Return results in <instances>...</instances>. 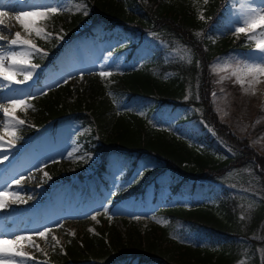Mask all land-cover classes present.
<instances>
[{"label":"trees","instance_id":"1","mask_svg":"<svg viewBox=\"0 0 264 264\" xmlns=\"http://www.w3.org/2000/svg\"><path fill=\"white\" fill-rule=\"evenodd\" d=\"M85 1L88 14L77 12L65 18L63 39L42 41L47 56H36L35 62L49 70L68 42L97 26L124 34H152L161 42L152 45L139 64L128 63L111 83L89 77L72 103L67 102L72 93L69 83L35 97L31 114L39 130L31 134L40 133L42 143L56 145L63 128L72 123L89 126L95 137L93 149L100 156V174L115 159H130L131 167L146 155L162 162L146 169L132 184H122L114 202L143 194L145 185L165 169L173 175L176 192L195 193L200 179L222 185L202 190L211 201L160 209L168 222L145 230L135 226L122 230L109 215H102L96 233L79 227L75 235L64 234L62 250L60 246L55 257L65 264H237L242 257H248L249 264H264V157L251 151L247 139L235 136L220 119L207 88L211 86L209 61L243 42L233 38L212 42L205 36L226 0L204 3V20L199 18L196 0ZM163 43L189 46L191 59H168ZM126 102L146 103L147 115L139 114L137 106L127 109ZM159 106L170 110L176 124L191 125L192 131L183 134L171 126L156 125L150 116ZM49 166L57 178V164ZM228 171L235 176L224 178ZM239 187L254 190L256 196L244 199ZM188 231L207 237L208 244L181 241L180 235Z\"/></svg>","mask_w":264,"mask_h":264},{"label":"rangeland","instance_id":"2","mask_svg":"<svg viewBox=\"0 0 264 264\" xmlns=\"http://www.w3.org/2000/svg\"><path fill=\"white\" fill-rule=\"evenodd\" d=\"M23 2V0H13L9 3L8 0H4L5 7L0 11H4L7 15L0 17L3 20L0 28L7 26L10 31L5 30L2 34L9 35L10 38L11 34L19 31L23 38L32 39L38 47L42 41H46L36 37L34 33L29 36L23 30L15 19L18 12L31 10L38 5L68 9L50 15L47 19L39 16L24 18L30 28L40 27L45 32L52 33L47 42H51L57 34L64 32V24L68 16L84 12L85 8L88 12L85 0H39L32 8H27ZM196 4L199 16H204V0H196ZM245 4L264 7V0H226L221 15L205 32L206 38L212 42L224 38L243 41L242 44L232 46L227 52L218 54L209 61L211 86L207 88H210L212 106L220 119L227 123L235 136L247 139L251 151L264 157V76L258 77V82L251 85L246 78L242 86L237 82L236 76L232 75L238 62L264 59L255 49L254 41H250L245 34H234L235 27L241 26L238 21L242 19V8ZM256 38L259 39L258 34ZM159 42L161 38L152 34L145 36L124 34L97 26L94 30H89L68 42L57 56L56 64L46 71L47 74L42 75L40 65L32 79L26 83H13L11 87L0 86V105L10 107L11 99H23L26 105H30V107L18 106L14 111L18 119L25 120V124L16 130L19 139L7 133H0L4 135L3 142H0V193H4L2 201L4 206L0 207V228L8 234V238L0 239L9 241L3 245L6 254L0 253V264H10L9 257L14 256L18 251H23L27 255L15 256L11 264H41V262L65 264L55 257L64 234L75 233L79 227L92 229V232L96 233L102 215H109L110 221L117 223L122 230L134 226L145 230L168 222L160 212L164 207L176 204L189 206L193 201L201 199L211 201L207 193H203V189L208 186L218 188L222 185L220 181L200 179L197 180L195 193L176 192L173 190V175L169 169H165L160 176L151 179L145 185L143 194L133 193L114 202V195L122 184H132L142 178L146 169L162 166V162L146 155L131 167L130 159L125 161L115 159L110 163V169L100 174L98 171L100 156L93 149L96 145L95 137L89 126L72 123L71 127L63 128L60 141L56 145L42 143L41 134L31 136L33 129L39 130L34 125L31 114L33 98L69 83L72 93L67 98V102L72 103L84 91L89 77L98 76L105 84L111 83L113 76L120 73L128 63L139 64L150 54V47L159 45ZM0 44L5 42L0 41ZM161 46L168 59L187 61L191 59L190 47L187 45L163 43ZM132 52L134 54L130 56ZM35 58L36 56L31 59V63L36 64ZM101 71L111 72L112 75L102 78L99 75ZM23 78V74L15 77L19 80ZM6 83L0 81V85ZM135 106L139 114L147 115L149 107L146 103H125L127 109H134ZM0 111L3 113L2 110ZM175 114L177 116L179 113ZM3 116L0 119V126L5 121L11 125L12 121ZM150 118L156 125L171 126L172 129L183 134L192 131L191 125L176 124L174 115L170 114L167 107H157ZM199 144L204 146L206 143ZM220 152H224V149ZM51 162H56L59 168L57 178L54 177L55 172L46 166ZM129 171V177L124 180ZM228 172L229 174L224 178L231 179L235 176V173ZM18 180L19 184L16 183ZM238 190L244 199L256 196L252 189L239 187ZM13 193L19 194L20 200H17ZM8 203L11 205L10 208L4 210ZM247 203L250 205L249 203L252 202ZM20 212L30 215L26 216ZM94 215L95 220L91 219ZM135 217L140 219L137 220ZM45 228L52 229L47 239L33 235L31 242L15 241L17 236L31 235ZM53 236L60 242L55 248ZM180 240L190 244L206 245L209 239L200 236L196 231H188L180 235ZM34 245H39L43 251H37ZM31 257H35V260L30 259ZM249 263L248 257H242L237 262V264Z\"/></svg>","mask_w":264,"mask_h":264},{"label":"snow or ice","instance_id":"3","mask_svg":"<svg viewBox=\"0 0 264 264\" xmlns=\"http://www.w3.org/2000/svg\"><path fill=\"white\" fill-rule=\"evenodd\" d=\"M207 2L208 0H204L205 4ZM9 3H11V0H9ZM4 7V0H0V9H3ZM65 10L68 9L38 5L34 6L31 10L18 12L15 16V19L19 22L23 30L29 34V36L34 33L36 37L47 42V40L51 38L52 33H47L43 28L40 27L33 26L30 28L25 23L24 18L29 16H39L47 19L50 17V15L59 14L60 12ZM83 14H88L86 8L84 9ZM5 15H7V13H5L4 11H0V17H3ZM199 18L201 20L205 19L203 15H200ZM238 23L241 26L235 27L234 34H245V36L250 41L255 42V49L261 54V57H264V7H253L251 4H245L242 8V19H240ZM2 24L3 20L0 19V25ZM5 30H9L7 29V26H4V28H0V41L5 42V44H0V81H6L7 83L0 86L11 87L13 83L23 84L31 80L35 70L40 67V65L38 64L31 63V59L34 56H47V52L44 51V49L38 47L32 39L23 38L21 36V32L17 31L14 34H11L10 38L9 35L2 34ZM257 34L259 35V39L256 38ZM56 38L63 39V36L57 34ZM19 74H23L24 78L22 80L15 79V77ZM99 75L104 78L110 77L112 73L108 71H101ZM232 75L236 76L237 82L242 86L245 83L246 78L247 82L250 85L256 83L258 82V77L264 76V59H260L259 61L238 62L235 65V70L233 71ZM213 95L215 96V93H213ZM22 105L30 107V105H26V102L23 99H11L9 101L10 107L0 105V110L3 111L5 117H7L8 120L12 121L11 125H9L8 121H5L4 124L0 126V133H7L19 139V137L16 136V130L25 124V120L18 119L15 116L14 111L18 106ZM3 140L4 135L0 134V142H3ZM16 183L19 184L20 181L18 180L16 181ZM13 195L17 197V200H20L19 194L13 193ZM3 197L4 193H0V207L4 206L2 203ZM97 215H99V213H97ZM241 218L243 219V217ZM91 219L95 220L96 216H92ZM135 219L139 220L140 217H135ZM90 231H92V229H90ZM50 232H52V229L45 228L44 230L33 233L31 235L17 236L15 237V241L17 243L24 240H28L29 242H31L33 235L47 239ZM71 234L75 235V233ZM52 240L54 242V248L60 244L59 240H57L55 236L52 237ZM6 243H9V241L6 239H0V253H3L5 251L3 245H5ZM34 247L37 251H43L39 248V245H34ZM26 255L27 254L23 251L16 252L14 256L9 257L10 264L11 261L14 260L15 256L24 257ZM30 259L35 260V257H31ZM41 264H43V262H41Z\"/></svg>","mask_w":264,"mask_h":264},{"label":"bare ground","instance_id":"4","mask_svg":"<svg viewBox=\"0 0 264 264\" xmlns=\"http://www.w3.org/2000/svg\"><path fill=\"white\" fill-rule=\"evenodd\" d=\"M9 1V0H8ZM13 1V0H11ZM23 4L27 7V8H32L33 7V4L36 3L37 1L39 0H23ZM4 113H2L0 111V119H2L4 116ZM20 214H25L26 216H29L30 214L29 213H21ZM0 238H8V234L5 233V230L1 229L0 228ZM6 254V251L3 252V255Z\"/></svg>","mask_w":264,"mask_h":264}]
</instances>
